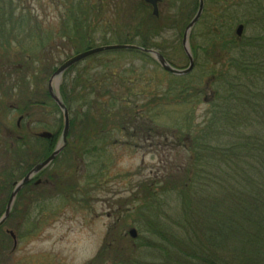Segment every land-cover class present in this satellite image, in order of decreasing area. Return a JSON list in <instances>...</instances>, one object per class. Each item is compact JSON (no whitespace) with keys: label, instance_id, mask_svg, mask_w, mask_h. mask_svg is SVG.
Instances as JSON below:
<instances>
[{"label":"rangeland","instance_id":"1","mask_svg":"<svg viewBox=\"0 0 264 264\" xmlns=\"http://www.w3.org/2000/svg\"><path fill=\"white\" fill-rule=\"evenodd\" d=\"M23 2L27 11L21 12L22 6H18L16 0L15 16L23 17L21 26L29 30L19 33V40L15 42L17 45L6 44L5 49L0 50L1 182L5 181L1 172L7 166L15 167L17 155L14 157L15 153L12 152L16 148L23 150L26 146L35 150L33 147L39 146L38 141L34 140L36 134H53L55 148L58 146L64 118L61 111L57 112L48 100L49 81L53 68L57 69L75 54L85 52V35L95 40L90 49L119 44L115 43V38H119L120 32L127 34L132 41L123 45L141 47V36L133 31L132 26L129 27L131 19L135 25H141L140 34L147 39L148 49L158 51L175 68L185 70L189 62L182 47L183 35L199 5V0H163L160 20H155L150 8L139 5L143 4L142 0ZM230 3L229 9L221 10L217 8V3L208 5V0H205V13L193 27L189 38L190 44L195 43L196 56L195 68L188 76H174L164 71L149 54L128 50L99 53L98 56L106 57L101 65L89 60V57L67 71L59 91L61 93L63 84L67 85L71 97L82 101L71 106L70 116L77 122L78 115L80 120L77 125L83 127H73L68 148L56 163L38 176L41 184L35 187L33 183L29 190L19 195L15 203V207L18 206L16 219H10L0 228V241L6 242L4 254L11 264H89L99 253L107 264H112L116 258L128 260L131 255V262L134 263L166 264L158 255V249L162 248L159 239L151 236L146 229L152 230L148 225L150 220L158 226L167 219L170 224L178 226L179 223L182 227V201L177 191L162 195L163 188L158 185L164 184V176L168 178L171 175L175 180L182 177L192 156L190 139L197 132L208 129L211 121H219L222 99H226L225 95L229 92L217 79L219 73L228 72L229 55L222 51L221 44L218 47H210V44L214 41L215 33L221 32L222 36L227 37L226 24L231 38L233 36L238 41L255 34L245 27L242 37L237 35L239 25L248 21L243 7L245 2L233 0ZM137 6L142 9L138 10ZM146 11H149L148 16ZM78 16L82 22H76ZM145 17L150 20L146 21ZM87 25L89 31L85 29ZM75 26L79 27L78 37L72 34ZM11 28L8 31H12ZM29 31L32 33L30 37L27 36ZM6 36L13 35L6 33ZM42 45L45 49L39 52V61H35L30 69L26 68L29 66L25 59L32 57L33 51L25 50ZM21 66L23 69L18 70ZM102 69L107 74L117 76L110 87L114 99L104 95V88L110 83L106 76L102 78L100 75ZM24 72L26 78H23ZM81 73L84 75L80 78V86L82 89L87 87L82 93L73 86ZM119 78L126 81V91L121 90ZM96 79L99 85L98 93L94 96ZM24 82L27 83L25 86ZM85 83L87 85L83 86ZM29 97H32L31 100ZM85 99L89 103L98 100L101 109L112 114L108 116L121 126L109 125L107 131H102V126L98 131L94 127L89 129L92 127L85 125L87 119L83 121V116L91 112L100 121L101 116L97 111L100 107L94 110L91 104L85 103ZM122 99H125L124 103ZM29 100L36 104L30 109L26 107ZM126 101L132 106L128 108V114L123 110L126 109V105L123 106ZM116 113H119V117L114 116ZM216 115L218 118H215ZM22 117L19 133L17 122ZM230 126L232 124L215 122L208 130L217 132L215 140L210 138L212 145L231 149L233 145H241L244 138L254 137L262 128L249 123L241 126L236 121L232 128ZM85 128L95 137L97 135V147H90L87 155L83 149L88 143L83 133ZM17 135L23 137L20 142H17ZM37 164H32L26 171L33 170ZM200 172V168H197L194 175ZM27 173L21 174V179ZM59 184L66 194H55ZM67 186H73V192L77 191V194H68ZM209 187L210 183L208 187L193 186L192 189L188 185L185 192L200 200L204 191L213 188ZM145 188H148V192L155 191L154 195L160 199L155 207L147 203L148 192ZM11 191L10 185L0 190L2 203L6 204ZM178 229L180 232L177 235L183 238L180 235L183 229L177 227L176 231ZM132 230H136V238L130 235ZM9 231L16 236L17 245Z\"/></svg>","mask_w":264,"mask_h":264},{"label":"trees","instance_id":"2","mask_svg":"<svg viewBox=\"0 0 264 264\" xmlns=\"http://www.w3.org/2000/svg\"><path fill=\"white\" fill-rule=\"evenodd\" d=\"M15 1L16 0H0V34H2L0 35L2 36V38L0 37V50L2 49V51L5 49L6 44L10 46L16 44L15 42L19 40L18 36L20 32H28L29 30V28L21 26L20 20L23 17L15 16ZM230 1L233 0H217V2L208 0V5L217 3V8L221 10L223 8L229 9L231 4ZM243 1L245 2V5L243 4L245 17L248 18V21L244 22L243 26L247 29H252L255 33L253 37H244L242 41H238L233 36L231 38L229 26L225 23L227 37L224 35L222 36L221 32L215 33L214 41L210 44V47H218L221 44L220 46L223 48L222 51H225V54L229 55L228 72L226 70L217 75L219 83H223V85L226 86L225 89L229 91L228 95H225V97L227 96L226 99H222L221 116L218 118L216 115L215 117L218 118L219 121H211L208 129L197 132L196 135L190 139L192 143L189 148L192 150V156L189 158L184 172H182V177L175 180L171 175L168 178L164 176V184L158 185L163 188L162 195H165V193L168 195L169 193L177 191V195L182 201L180 220L183 223L182 227L179 223L178 226L177 224H170L169 219H167L158 226L150 220L148 225L152 230L146 229L151 236L159 239L162 248L158 249V255L162 257V260H164L166 264H264V0ZM17 3L18 6H22L21 12L27 11L23 0H17ZM139 5L143 7V4L139 3ZM141 6H137L136 8L140 10V8L142 9ZM15 19H17V21H15ZM130 20L129 27L132 26L133 31L141 36L140 39L143 41L140 43V46L148 49L146 43L147 39L142 36V33L140 34L142 30L141 25H139V23L135 25V23ZM145 20L148 21L150 19L145 17ZM82 21L83 20H80L79 16L76 17L77 23ZM143 22L144 21H142V24ZM10 26H12V31H8ZM73 29L74 33L72 32V34H77L76 37H78V33L80 32L79 27L75 26ZM85 29L89 31V25H87ZM6 33L13 36L7 37ZM30 35H32V33L29 31L27 36L30 37ZM135 35L136 34H133V36ZM228 36L230 38L229 40ZM115 39V43L119 44L132 43L128 35H123L121 32L119 33V38ZM72 40L73 39H70V41ZM84 42L86 50L90 49V47H93L95 44V40L91 36L87 37L86 35L84 36ZM18 44L20 43L18 42ZM44 45L37 46L38 49L36 47H31L25 50L28 52L33 51V56L25 59L26 65L29 66L26 68L30 69V66L36 63L35 61H39L40 51L45 49ZM191 47L194 56H196V49H194L195 43L191 44ZM105 58V55H96L89 60L97 61L99 65H101V62H104ZM102 67L106 70L105 65H102ZM22 69V66L18 67V70ZM103 69L99 73L102 78L106 76L110 83V85L105 86L104 90L106 92L104 95L114 99L115 96L110 87L114 78L117 76H115L114 73L107 74ZM56 70V68H53V73L51 72L52 75ZM82 75L84 74L81 73L77 78L78 82L73 85L75 90L76 87H78L80 93L87 89L85 86L87 83L83 85L85 86L83 89L80 86V78ZM26 77L27 75H25L24 72L23 78ZM118 82L121 90L126 91L128 88L127 84H125L126 81L123 82L122 78H119ZM95 83L97 85L94 84L96 85L94 96L98 93L97 86L99 82L97 79ZM26 84V82L23 83L24 86ZM66 86H64V84L61 86V97L70 111L73 104L81 103L82 101L79 100V98L75 99L71 97V93H69ZM30 98L32 97H29V99ZM221 98H224V96H221ZM30 100L27 102L26 106L29 109L36 105L31 103ZM48 100L53 105V108L59 112V108L50 98L49 94ZM124 101L125 99L123 103ZM85 103L91 104L94 110L100 107L97 111L102 119L99 121L98 117L95 118L91 112H87L85 116H83V121L87 119V123L84 124L92 127L87 128L93 129L94 127V129H96L95 131H98L99 127L102 126V131H107L109 125H118L117 122L113 121L112 117L108 116L112 114L106 113L101 109L102 107L98 100L89 103L85 99ZM123 106L126 108L123 110H126V114H128V108L132 107L130 102L126 101ZM136 108L137 107L134 109ZM97 111L95 114H97ZM149 113H151V111H149ZM118 114L119 113H116L114 116L119 117ZM148 116L152 117L151 114H148ZM77 119L80 120L78 115ZM75 120V118L71 119V134L73 132V127H78L80 125H77L78 120L77 122ZM120 121L122 120L120 119ZM234 121L241 126L249 123L251 125L253 124L254 127L260 125L262 128L260 131H257L254 137L250 136L249 138H244L241 145H233L231 149L212 145L210 138L215 140L217 132L216 130H208L210 128L212 129L215 122H221L226 125L232 124V126H230V128H232ZM119 124L118 126H121V123ZM80 126L83 127V125ZM87 128L83 129V133L85 132L84 135L86 136L85 138H87L86 141L88 142L83 148L86 155L90 147H93V149L97 147V135L95 137ZM124 128H126V126ZM34 140L38 141L39 144L36 153L31 150V147L26 148L25 146L23 150H21V153L18 154L22 164V168L19 172L22 170L25 172L19 173L16 171V165L11 168L7 166L4 171L1 172L3 173L2 176L5 181L1 182L0 180V190L9 188V185L11 189H13L12 184L17 181L18 173L19 175H24L29 171H26V169L31 168L32 164L34 165L47 159L54 151L53 149H55V137L50 141L37 138ZM106 144L107 143H105V145ZM241 163H243V165ZM197 168H200L201 172L199 175L195 176L194 173L197 171ZM219 170V173H214V171ZM209 183V189L213 188L204 191L205 193L199 197L200 200H198L196 196H190L185 192L188 185L192 189L193 186L208 187ZM58 187L55 194H64L65 191L62 189V186L59 184ZM67 189L68 194H77V191H75V193L73 192V186H67ZM145 189H147L148 192V188ZM27 190H29V187H27L25 191ZM154 194L155 191L148 192L147 203L155 207L157 203H160V199ZM63 197L64 196H62V198ZM0 203H2V201H0ZM5 207V202H3L2 210H0V217L4 213ZM17 211V207H15L10 217L11 220L16 219ZM176 226L183 229L180 233L182 237L184 236L183 238H181L179 234L177 235L180 229L176 231ZM5 246V240H1L0 264H7L6 260L9 258L4 254ZM131 260L132 255L128 260L116 258L113 260L112 264H138L131 262ZM105 262L106 261H102V254L99 253L97 258L89 264H107ZM9 263L11 264L10 261Z\"/></svg>","mask_w":264,"mask_h":264},{"label":"water","instance_id":"3","mask_svg":"<svg viewBox=\"0 0 264 264\" xmlns=\"http://www.w3.org/2000/svg\"><path fill=\"white\" fill-rule=\"evenodd\" d=\"M147 3L152 4L155 6V8H157L156 3L158 2V0H145ZM205 6V1L204 0H199V6L198 10L195 14V16L193 17V19L190 21V23L187 25L184 35H183V41H182V47L183 50L186 54L187 60L189 62L188 67L184 70V69H177L175 68L173 65H171L168 61H166V58L160 54L158 51H152L150 49H145L136 45H123V44H116V45H108V46H102V47H98V48H94V49H90L79 53V54H75L74 57L68 59L66 62H64L62 65H60V67L57 68V70L55 71V73L51 76V79L49 81V95L50 98L53 99V101L55 102V104L57 105V107L59 108V110L61 111V113L63 114V118H64V128L63 132H62V136H61V140L58 144V146L56 147V149H54V152L46 159L43 160V162L39 163L38 165H36L33 170H31L24 178L23 180L17 182L15 184L13 193L11 194L8 204L4 214L2 215V217L0 218V228L2 226H4L7 221L9 220L12 210H13V205L16 201V198L18 196V193H20L28 184L29 182H31L34 178H36L41 172H43V170H46L52 163L53 161L56 160V158L62 153L63 149H65V147L67 146L68 143V137H69V133H70V128H71V118H70V113L68 110V107L66 106V104L64 103L60 91H59V87H60V83L61 80L64 76V74L69 71L72 67H74L76 64H80L81 61L92 57L94 55H97L99 53H103V52H107V51H138V52H145L147 54H149L150 56L153 57L154 61H156L163 69L164 71L169 72L170 74L177 76V77H183V76H187L189 74L192 73V71L195 68V58L194 55L192 53V48H191V44H190V37H191V32L193 30V27H195L198 22L200 21L203 12H204V7ZM154 8V9H155ZM156 10V9H155ZM156 13V11H155ZM243 31H244V26H239L238 30H237V35L239 37H242L243 35ZM36 137L41 138L42 139H52L53 138V134L49 133V132H43V133H39L36 134ZM10 236L13 238V240L15 241V245H17V239L16 236L14 235L13 232L9 231ZM130 235L133 238L137 237V232L136 230H132L130 232Z\"/></svg>","mask_w":264,"mask_h":264},{"label":"flooded vegetation","instance_id":"4","mask_svg":"<svg viewBox=\"0 0 264 264\" xmlns=\"http://www.w3.org/2000/svg\"><path fill=\"white\" fill-rule=\"evenodd\" d=\"M99 1H101V0H99ZM143 1V5H145V6H147L148 8H150V10H151V15L153 16V18L156 20V19H159L160 20V5L162 4V1L163 0H158V2L156 3V5H157V8H155V6L154 5H152V4H149V3H147L145 0H142ZM211 1V0H210ZM156 10H155V9ZM155 11H156V13H155ZM149 13V11H146L145 12V14H146V16H148L147 14ZM204 13H205V10H204ZM203 13V14H204ZM180 15H181V12L179 13ZM182 16V15H181ZM21 119H23V117L22 118H20V120H19V122H17V130H18V132L20 133V130H21ZM17 138V142H20L21 140H22V136L20 137V135H17L16 136ZM53 139V138H52ZM52 139H49L48 141H50V140H52ZM69 145V144H68ZM34 146V145H33ZM17 147V146H16ZM19 147V146H18ZM35 150H32V151H34L35 153H36V147H33ZM66 148H68V146L66 147ZM12 149V147L10 146V150ZM12 151V150H11ZM68 151V150H67ZM66 151V152H67ZM65 152V150L63 151V153ZM12 153H15L14 154V157L17 155V157H15L16 158V161H15V165H16V171H20V169L22 168V164H21V158H19V156H18V154H20L21 153V147L20 148H16V150L15 151H13ZM62 153V154H63ZM61 154V155H62ZM60 155V156H61ZM59 156V157H60ZM59 157L57 158V160L54 162V163H56L57 161H58V159H59ZM53 163V164H54ZM51 167V166H50ZM17 172V173H18ZM28 174V173H27ZM26 174V175H27ZM19 175V173L17 174V180H20L22 177H23V175L22 176H18ZM25 175V176H26ZM33 183H34V185H35V187H37L38 186V184H41L42 182L36 177L34 180H32L31 182H30V184L27 186V187H29V188H31L32 186H33ZM13 186H14V184H12ZM26 187V188H27ZM26 188L23 190V191H25L26 190ZM23 191L21 192V193H19V195H21L22 193H23ZM19 197V196H18ZM18 197H17V199H18ZM16 205V204H15ZM18 207V206H17ZM0 208L2 209V206H0Z\"/></svg>","mask_w":264,"mask_h":264}]
</instances>
